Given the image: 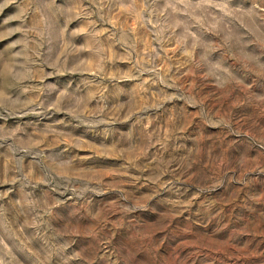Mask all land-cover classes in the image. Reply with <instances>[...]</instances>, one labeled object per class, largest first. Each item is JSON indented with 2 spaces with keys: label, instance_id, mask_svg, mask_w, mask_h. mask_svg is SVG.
I'll list each match as a JSON object with an SVG mask.
<instances>
[{
  "label": "rangeland",
  "instance_id": "obj_1",
  "mask_svg": "<svg viewBox=\"0 0 264 264\" xmlns=\"http://www.w3.org/2000/svg\"><path fill=\"white\" fill-rule=\"evenodd\" d=\"M0 264H264V0H0Z\"/></svg>",
  "mask_w": 264,
  "mask_h": 264
}]
</instances>
